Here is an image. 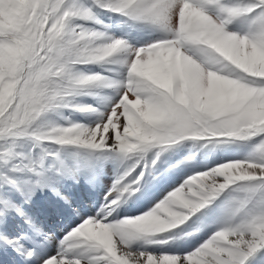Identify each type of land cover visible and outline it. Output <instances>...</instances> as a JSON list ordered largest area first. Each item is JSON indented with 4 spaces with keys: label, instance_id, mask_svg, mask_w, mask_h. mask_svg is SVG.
Here are the masks:
<instances>
[{
    "label": "snow or ice",
    "instance_id": "snow-or-ice-1",
    "mask_svg": "<svg viewBox=\"0 0 264 264\" xmlns=\"http://www.w3.org/2000/svg\"><path fill=\"white\" fill-rule=\"evenodd\" d=\"M0 264H264V0H0Z\"/></svg>",
    "mask_w": 264,
    "mask_h": 264
}]
</instances>
